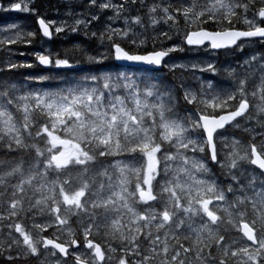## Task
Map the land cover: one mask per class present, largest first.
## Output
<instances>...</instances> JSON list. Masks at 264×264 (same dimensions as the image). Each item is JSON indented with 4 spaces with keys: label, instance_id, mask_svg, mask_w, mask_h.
I'll return each instance as SVG.
<instances>
[{
    "label": "snow or ice",
    "instance_id": "obj_1",
    "mask_svg": "<svg viewBox=\"0 0 264 264\" xmlns=\"http://www.w3.org/2000/svg\"><path fill=\"white\" fill-rule=\"evenodd\" d=\"M82 3L59 25L34 0L0 4L35 16L41 39L67 30L104 48L78 49L79 69L67 55L32 53L71 78L0 80V152L22 154L0 161V264H264V0ZM0 31L10 55L7 45L36 38L17 23ZM250 44L259 50L245 54ZM185 46L243 59L223 69L225 87L214 62L169 63ZM0 63V72L33 67ZM161 69L201 75L177 94Z\"/></svg>",
    "mask_w": 264,
    "mask_h": 264
},
{
    "label": "rangeland",
    "instance_id": "obj_2",
    "mask_svg": "<svg viewBox=\"0 0 264 264\" xmlns=\"http://www.w3.org/2000/svg\"><path fill=\"white\" fill-rule=\"evenodd\" d=\"M0 2L6 6L8 3V0H0ZM84 2H86V0H84ZM153 2H154V0L153 1L147 0V3H153ZM34 6L36 7V9L38 10V13L42 17L46 18V20H51V21L56 22L57 25H59L62 21H65L68 24L72 23L74 16L66 15V13H68L70 11V7H71V11L74 13H79V12L85 11L84 4L82 3V0H34ZM92 11H95V9H93ZM105 15L106 16L111 15V13L107 12ZM29 18L31 19V17H29V14L20 13L18 11H12V10H9L7 12L0 11L1 22H7V23H5L4 26H7L8 24H12L13 22H15V23L21 25L22 27H24L25 30H32L33 25H32V22L29 21ZM32 18L34 20L33 23L35 22V24H36V17L32 16ZM103 21H104V18L101 19V24L95 25V28L92 30L101 28ZM181 22L183 23V21H181ZM181 22H180V28L182 27ZM113 26L114 27H120V24L117 22ZM242 28H243V25H242ZM51 30L53 32V36H52L51 40H47L44 38L41 39V35L38 31L37 43L35 45L32 43L30 44V48L32 50L34 49L32 51L33 53L39 52L41 54H47L44 51L45 49H47L51 53L57 54L53 48L54 47V43H53L54 41H56L55 43H58L59 40L66 41V40H69L71 38H77V37L80 38V41L78 42L79 39L74 40V42H76V41L78 42V47H77V49H75L77 53L73 57L74 58L73 62L81 61L82 63L80 65L85 66V64L83 63L84 52L79 51L78 49H87L88 54H92V55H95L97 52H103L104 51V48L99 47V43L97 41H88L85 39V37L81 33H71L69 31L65 30V32H63V33L56 34L54 29H51ZM157 31H167V28L163 24H161L159 26V28L157 29ZM0 33L2 35H10V33H3L2 31ZM149 35H152V33H149ZM171 35L173 36L172 43L181 44L180 37L177 36L175 34V32H172ZM56 37H58V39ZM157 42L160 43L159 40ZM164 43L166 46H170V42L165 41ZM257 48H258V45L250 44L245 49V54H247L248 52H251L253 50L257 51ZM185 49L186 50H184L183 53H181V52H175L173 54L171 53L170 55H171L172 59H171V61H169V63L171 64V63L175 62L178 64H188L189 62H196V61L214 62L221 69L220 73L222 74V77H223L222 79H218L216 81H220L219 83L225 87H227V85H229L231 83V81L226 77L225 73L223 72V69L228 67L229 65L235 66L238 59H243V57L239 56L238 53H232V52H220L219 53V52H213L211 50H206L204 48H201V49L200 48L199 49L192 48L191 50H188L185 47ZM0 51H1V48H0ZM177 53H179V54H177ZM4 55H6V57H7V55H10V54H7V52H5ZM33 58L35 59L34 55H33ZM2 59L4 61L6 60L5 58H2ZM35 61H36V59H35ZM36 65H37V63H36ZM166 70L167 69L161 70L159 73H157V75L160 74V76H165V75H168V73H170L172 77L176 78L175 80L179 83V85H180L181 81H184L187 86H190L192 88L197 87V81H196L195 77L201 75L199 72L193 73L191 71H186V72L176 71L175 73H173L171 71H168V70L166 71ZM53 74H55V72H53ZM40 75H42V73H40ZM43 75H45V74H43ZM257 76H258V73H257ZM204 77L211 78V74L204 73ZM29 82H28V84L31 87H40L39 85H37L38 83H36V82H32V81H29ZM255 83H256V79H253V81L249 84V88L251 89ZM180 107L183 110L185 105L183 103H181ZM236 135L239 138H241V140L244 141V139L242 137H240L237 133H236ZM253 142L258 144L259 143V137H258V139L256 138V140ZM16 154H19V153H16ZM31 154L32 153H28L25 156H30ZM104 163L110 164L111 160H108L107 162H104ZM215 169H216V171H219L218 168L214 167L213 172H215ZM94 171H99V166H95ZM215 173L218 174L219 172H215ZM73 227L74 228L76 227L74 220H73ZM46 234L49 236L52 235L51 231H49ZM3 238H4L3 235L0 234V239H3ZM80 239H81V237L77 236L78 247H80V243H79ZM97 240L99 242V238H97ZM34 263L36 264L35 261H31L30 264H34ZM69 264H71V261H69Z\"/></svg>",
    "mask_w": 264,
    "mask_h": 264
},
{
    "label": "trees",
    "instance_id": "obj_3",
    "mask_svg": "<svg viewBox=\"0 0 264 264\" xmlns=\"http://www.w3.org/2000/svg\"><path fill=\"white\" fill-rule=\"evenodd\" d=\"M171 2L173 4L179 5L180 0H171ZM29 17H31V19L29 18V21L32 22V25H33V29L32 30L36 31V38L32 41V44H36V41H37L36 39H38V35H37L38 34V28H37V25L35 24V22L33 23L34 20H33L32 16L29 15ZM5 23H7V22H1V19H0V28H2L5 25ZM13 23H15V22H13ZM211 27L212 26H210L209 30H211ZM236 27L237 28H242V25L238 23V24H236ZM183 28H184V23H182L181 29H183ZM0 35H2V34L0 33ZM75 39H79L78 42L80 41V38L77 37V38H71V39L66 40V41L59 40L58 43H55L56 41L53 42L54 43V47L53 48H54L55 52L60 55V58H64L65 55H67L68 57H71V58H73L75 56L74 54L77 53L75 49H77V47H78V42L77 41L74 42ZM7 48L11 49V53L12 54H11V56L7 55V57H6V55H4V53L6 51L1 48V51H0V62L4 61L2 58H5L6 60H11L14 63H31V64H34V65L31 68L22 67V68H19V69L10 71V72L9 71L0 72V80L7 78L8 80L10 79L11 82L13 81V83H15L17 81H19V82L21 81L20 83H22V82H24V78L25 77L39 76L40 73H42V74L47 73L46 76L51 75V76H54V78H71L73 75L76 74L74 72L66 71L64 69H56L54 67L53 68L50 67L49 69L40 68L39 66L36 65L37 61H34L35 59L33 57H31L33 55H30V54H32L31 51L34 50V49L32 50L30 48V44L25 45V44L21 43V44H18V45H7ZM258 49L259 48H257V51H258ZM19 53H24L25 55L24 56H20ZM7 54H9V53L7 52ZM36 66H37V68H36ZM106 66H111V62L110 61L107 62ZM83 67H86V65L85 66L79 65L78 69L79 68H83ZM1 68L3 69V64L2 63H0V69ZM53 72H55V74H53ZM20 74H21V76H20ZM168 74H169L168 76L167 75L162 76L163 79L169 85H172V84L175 85V86L178 85V86H176V91H177V94H179L180 93V90H179L180 88L178 89L179 83L177 81H175V83H174V80L176 78L172 77L170 73H168ZM204 78H209V77H204ZM222 78H223L222 74L220 73L218 76L215 77V80L222 79ZM170 82H171V84H170ZM217 82H220V81H217ZM37 85H39V83ZM180 109H181V107H180ZM237 134H239V136L242 137L245 140V142H248V137L246 135L240 134V132H238ZM20 155H22V154L21 153H19V154H16V153H14V154H6L5 153L4 154V152H0V161H3L2 159H5V162L9 161L11 164H14L15 160L17 161ZM30 156H26L25 159H28ZM10 159L11 160L13 159L12 162H11ZM107 161H104V162H107ZM10 163H8L7 166H11ZM215 172H219V171H216V169H215Z\"/></svg>",
    "mask_w": 264,
    "mask_h": 264
},
{
    "label": "bare ground",
    "instance_id": "obj_4",
    "mask_svg": "<svg viewBox=\"0 0 264 264\" xmlns=\"http://www.w3.org/2000/svg\"><path fill=\"white\" fill-rule=\"evenodd\" d=\"M151 1H153V0H151ZM162 28H163V27H162ZM81 34H82V33H81ZM56 38L58 39V37H56ZM54 39H55V38H54ZM177 39H178V38H177ZM36 40H37V39H36ZM36 40H35V41H36ZM50 40H51V39H50ZM180 40H181V39H180ZM49 42H50V41H49ZM34 43H35V42H34ZM36 43H37V41H36ZM158 44H159V43H158ZM34 45H35V44H34ZM34 45H33V46H34ZM165 46H166V45H165ZM185 47H186V46H185ZM186 48H187V47H186ZM187 49H188V48H187ZM200 49H201V48H200ZM185 50H186V49H185ZM188 50H189V49H188ZM193 50H194V49H193ZM258 50H259V49H258ZM53 51H54V50H53ZM31 52H32V51H31ZM32 53H33V52H32ZM181 53H183V52H181ZM172 54H173V53H172ZM177 54H179V53H177ZM30 55H32V54H30ZM74 55H75V54H74ZM78 55H79V54H78ZM82 56H83V55H82ZM31 57H33V56H31ZM76 57H77V56H76ZM13 58H14V57H13ZM80 58H81V57H80ZM34 61H35V60H34ZM34 63H35V62H34ZM33 65H34V64H33ZM25 68H26V67H25ZM36 68H37V66H36ZM51 68H53V67H51ZM1 69H2V68H1ZM18 69H19V68H18ZM162 70H163V69H162ZM166 71H167V70H166ZM50 72H51V71H50ZM8 73H9V72H8ZM56 73H57V72H56ZM161 73H162V72H161ZM164 73H165V72H164ZM11 74H12V73H11ZM46 74H47V73H45V75H46ZM42 75H43V74H42ZM159 75H160V74H159ZM168 75H169V74H168ZM168 75H167V76H168ZM15 76H16V75H15ZM20 76H21V74H20ZM30 76H31V75H30ZM55 76H56V75H55ZM63 76H64V75H63ZM181 76H182V75H181ZM7 77H8V76H7ZM53 77H54V76H53ZM56 77H57V76H56ZM58 77H59V76H58ZM170 77H171V76H170ZM171 78H172V77H171ZM6 79H7V78H6ZM9 80H10V79H9ZM11 80H12V79H11ZM166 80H167V79H166ZM173 80H174V79H173ZM173 80H172V81H173ZM175 81H176V80H174V83H175ZM12 82H13V81H12ZM20 82H21V81H20ZM22 83H23V82H22ZM29 83H30V82H29ZM176 83H177V82H176ZM170 84H171V82H170ZM177 84H178V83H177ZM172 85H173V84H172ZM176 86H178V85H176ZM227 86H228V85H227ZM178 89H179V87H178ZM179 90H180V89H179ZM237 133H238V132H237ZM240 134H241V133H240ZM238 135H239V134H238ZM246 136H247V135H246ZM240 139H241V138H240ZM257 139H258V137H257ZM246 140H247V139H246ZM244 141H245V140H244ZM1 156H2V155H1ZM4 157H5V156H4ZM4 157H3V158H4ZM25 157H26V156H25ZM6 158H7V157H6ZM2 160L5 161V159H2ZM10 160H11V159H10ZM12 160H13V159H12ZM12 160H11V162H12ZM13 162H14V161H13ZM15 162H16V160H15ZM15 162H14V163H15ZM8 163H10V162L8 161ZM10 164H11V163H10ZM51 234H52V233H51ZM51 234H50V235H51ZM30 263H31V262H30ZM34 264H35V263H34Z\"/></svg>",
    "mask_w": 264,
    "mask_h": 264
},
{
    "label": "water",
    "instance_id": "obj_5",
    "mask_svg": "<svg viewBox=\"0 0 264 264\" xmlns=\"http://www.w3.org/2000/svg\"><path fill=\"white\" fill-rule=\"evenodd\" d=\"M1 4V3H0ZM36 25H37V23H36ZM37 28H38V25H37ZM39 31V30H38ZM50 31H52L51 29H50ZM40 33V32H39ZM40 35L42 36V34L40 33ZM44 39H47V40H50V39H48V38H44ZM216 52H218V51H216ZM37 64H38V61H37ZM39 65V64H38ZM39 66H41V65H39ZM42 68H48V67H45V66H41Z\"/></svg>",
    "mask_w": 264,
    "mask_h": 264
},
{
    "label": "flooded vegetation",
    "instance_id": "obj_6",
    "mask_svg": "<svg viewBox=\"0 0 264 264\" xmlns=\"http://www.w3.org/2000/svg\"><path fill=\"white\" fill-rule=\"evenodd\" d=\"M77 247H78V244H77Z\"/></svg>",
    "mask_w": 264,
    "mask_h": 264
}]
</instances>
